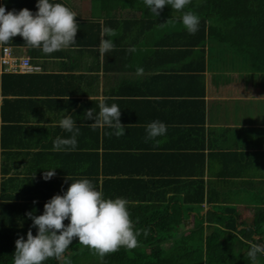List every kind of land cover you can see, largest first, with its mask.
I'll list each match as a JSON object with an SVG mask.
<instances>
[{
    "label": "crops",
    "instance_id": "1",
    "mask_svg": "<svg viewBox=\"0 0 264 264\" xmlns=\"http://www.w3.org/2000/svg\"><path fill=\"white\" fill-rule=\"evenodd\" d=\"M61 1L76 13L77 21H86L79 22L74 45L51 54L22 44L0 45V56L2 48L10 46L17 59L29 58L41 67L24 72L0 62L3 225L14 217L12 206L3 218V203L14 201L40 210L53 196L67 191L72 183L68 177L73 181L84 177L83 171L88 165L96 166L97 159L102 169L104 158L109 161L108 171L141 175L137 177L147 183L152 179L156 184L155 179L167 176L160 172L177 171L187 174L185 180L201 183L202 209L189 211L190 223L198 212L205 216L213 210L215 202L224 208L236 207L239 221L251 223L254 209L264 206V74L246 73L235 65L244 57L236 59L227 46L207 44L194 51L187 45L177 47L175 39L163 43L160 28L146 39L135 32L134 25H114L110 21L114 11L101 13L91 0ZM37 2L8 0L5 7L35 13ZM100 20L117 33L109 37L114 49L104 56L99 52ZM191 61H202L205 68L200 71ZM137 68L144 69L142 75H137ZM102 97L115 98L106 103L118 104L125 135L117 137L114 129L89 126L95 121L86 120L85 112L93 109L97 114ZM66 114L73 116L80 129L77 147L55 152V138L70 136L59 127ZM154 120L167 125L166 135L157 137L158 146L152 140L146 142V126ZM51 169L55 176L44 180V171ZM142 185L135 183V187ZM191 186L160 182L156 189L165 192L161 200L180 197L182 202ZM15 221L21 220L15 217ZM191 226H183L184 233ZM80 252L72 260L71 252L64 254L60 264H102L89 256L90 248L84 246Z\"/></svg>",
    "mask_w": 264,
    "mask_h": 264
},
{
    "label": "trees",
    "instance_id": "2",
    "mask_svg": "<svg viewBox=\"0 0 264 264\" xmlns=\"http://www.w3.org/2000/svg\"><path fill=\"white\" fill-rule=\"evenodd\" d=\"M6 1L8 0H0V6L5 7ZM91 2L101 13L114 11L110 20L114 25H134L135 32L143 34L146 39L153 37L154 28H160L163 30L160 38L163 43L168 39H175L177 47L187 45L189 50L194 51V47L204 48L207 44H210L211 48H214V43L227 46L236 54V59L237 55L244 57L235 65H241L246 73L257 72L258 76L264 74V0H191L182 11L173 10L171 6L166 5L158 17L150 13L144 0H91ZM50 3L66 5L61 0H50ZM119 9L125 12L120 13L117 11ZM187 11L194 12L200 19L195 34H190L182 24V14ZM79 22L84 25L86 21H77L78 25ZM9 43L26 45L20 36L14 37ZM191 64L198 65L200 71L205 68L202 61H191ZM202 108L201 113H204ZM102 162V169L98 167L99 159L95 160L96 166L88 165L83 171L82 178L90 179L105 198H126L134 230L141 233L137 237V247L134 249L121 247L103 259L98 258L102 264H252L247 255L251 245L264 247L262 243L264 206L256 207L251 223H245L239 221L236 207L224 208L223 204L219 205L213 201L215 205L213 210L205 216L198 212L194 222L190 223L187 221L189 211L202 209L204 189L198 186L199 182L185 180L183 176L187 174L175 170L179 168H173L177 172H160L167 173V176L155 179V184L152 179L149 183L142 180L143 178L140 180L137 176L141 175L108 171V159L104 158ZM112 173L118 174L115 179L111 178ZM173 181L182 188L192 185L191 191H186L182 202L180 197H170L166 200L164 196L161 200L160 196L164 195L162 194L164 191L156 189L160 182ZM135 183L143 185L135 187ZM13 202L1 205L3 218L6 210L11 211L12 206L14 217L12 222H6L4 225L0 220V226L3 225L0 229V264H13L15 242L20 236L26 240L29 229L33 235L38 233V228L32 226L33 221L27 213L37 216L44 213V208L31 209ZM15 217L21 221L16 222ZM64 223L68 225L70 221L66 220ZM190 224L192 226L189 227V232L184 233L183 226ZM23 225L26 228L19 230L17 226ZM143 230L148 231L147 236L143 235ZM83 249L84 246L77 238L73 240L65 254L71 252L69 260H72L75 252L78 258ZM91 252L94 251L91 249ZM60 262L61 260L53 257L44 261V264ZM256 264H264V254H257Z\"/></svg>",
    "mask_w": 264,
    "mask_h": 264
},
{
    "label": "clouds",
    "instance_id": "3",
    "mask_svg": "<svg viewBox=\"0 0 264 264\" xmlns=\"http://www.w3.org/2000/svg\"><path fill=\"white\" fill-rule=\"evenodd\" d=\"M144 3L150 13L158 17L166 5L173 10L182 11L191 0H144ZM36 7L38 11L33 13L27 8L17 12L7 11L6 7L0 6V45H7L14 37L20 36L27 46L41 50L44 54H51L76 43L79 28L74 11L64 4L50 3V0H38ZM181 20L190 34L198 31L200 19L194 12H183ZM99 23V52L104 56L114 49L115 45L109 37H114L117 33L112 28L104 27L103 20ZM129 51H135V48H130ZM143 71V68L136 69L137 75H142ZM108 99L115 98H100L99 112L94 115V110L89 109L84 117L95 121L89 125L93 130L108 127L115 130L117 137L123 136L126 132L121 123V110L116 103L108 106ZM72 117L66 114L59 121V127L70 136H57L53 141V151L76 150L80 129ZM145 131L146 142L152 140L158 146L160 141L157 137L166 135L167 125L154 120L147 124ZM55 174V169L45 170L43 178L48 181ZM67 179L72 181L67 191L46 202L42 215L27 213L33 221L32 226L38 228V233L33 235L29 229L26 240L23 236L16 240L13 264H44V261L53 257L58 261L62 260L66 250L77 238L80 244L92 249L101 259L121 247L134 249L138 246L137 237L141 233L134 230L126 198H105L102 191L88 178L75 181L70 177ZM66 220L70 221L68 225L64 223ZM143 235L147 236L148 231L143 230ZM258 253L264 254V247L251 245L247 255L252 264H256Z\"/></svg>",
    "mask_w": 264,
    "mask_h": 264
},
{
    "label": "built area",
    "instance_id": "4",
    "mask_svg": "<svg viewBox=\"0 0 264 264\" xmlns=\"http://www.w3.org/2000/svg\"><path fill=\"white\" fill-rule=\"evenodd\" d=\"M0 62L3 66H9L10 69L24 72H32L41 68L39 65L31 63L29 58H24L23 60L17 59L14 56L10 46H5L2 48Z\"/></svg>",
    "mask_w": 264,
    "mask_h": 264
},
{
    "label": "rangeland",
    "instance_id": "5",
    "mask_svg": "<svg viewBox=\"0 0 264 264\" xmlns=\"http://www.w3.org/2000/svg\"><path fill=\"white\" fill-rule=\"evenodd\" d=\"M250 217L249 215H247V218ZM264 243V242H262ZM86 256V255H85ZM91 258H100V256L98 254H94V252H91V254L89 255Z\"/></svg>",
    "mask_w": 264,
    "mask_h": 264
}]
</instances>
